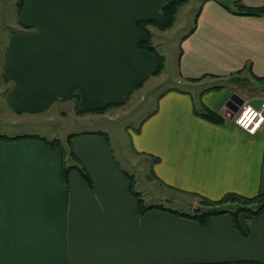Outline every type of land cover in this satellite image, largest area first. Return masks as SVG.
Here are the masks:
<instances>
[{
	"label": "crops",
	"instance_id": "0c3cea01",
	"mask_svg": "<svg viewBox=\"0 0 264 264\" xmlns=\"http://www.w3.org/2000/svg\"><path fill=\"white\" fill-rule=\"evenodd\" d=\"M22 1L23 29L11 32L0 53V105L28 119L58 104L79 112L83 130L47 137L70 140L65 164L83 167L91 184L77 170L64 174L62 152L29 130L0 134V264H264V213L245 219L244 237L229 215L203 226L168 210L181 204L171 187L212 200L264 191V125L249 133L226 115L234 93L255 106L260 97L201 84L240 76L264 90V15L239 14L234 0H205L182 36L178 77L202 87V109L224 117L213 123L196 113L190 91L157 93L165 66L156 73L158 53L139 46L146 33L138 22L165 24L162 7L172 0ZM240 1L264 7V0ZM154 27L147 24L158 35ZM137 92L145 95L132 100ZM153 94L152 111L126 133L131 157L152 165L148 184L158 194L144 201L166 209L140 214L131 174L107 137L113 127L91 126ZM110 105L107 116L97 112Z\"/></svg>",
	"mask_w": 264,
	"mask_h": 264
},
{
	"label": "rangeland",
	"instance_id": "374dc122",
	"mask_svg": "<svg viewBox=\"0 0 264 264\" xmlns=\"http://www.w3.org/2000/svg\"><path fill=\"white\" fill-rule=\"evenodd\" d=\"M204 1L205 0H187L186 3L179 8L176 14L175 21L171 26H167L166 28L161 29L157 25H155V27L158 29H156L158 35H153L151 33L152 46L154 47V50L158 53V55L162 58L163 66H165V74L161 76L158 81V86L162 88L157 91V93H161L162 89L163 91H168L171 88L190 91L194 101L196 102V109L200 112L202 111V107L200 103L199 90L202 87H200L198 84L187 83L184 80L179 79L177 58L180 51V41L182 39V36L188 33L193 27L196 13L198 12L200 6ZM19 2H22V0H0V53H4L6 49L5 42L8 41L11 32H14V30L16 29H23L22 24L19 21V15L21 13V10H23L24 2H22L23 4L21 5V8ZM25 30L26 28H24V31ZM155 42H157V44ZM161 54L164 57H162ZM1 60L2 55L0 54V62ZM232 78L233 77L222 81L211 80L212 82L207 79L201 84H203V87H212L216 85L226 84L227 86H233L238 90V87H240V89L245 88L244 92L246 93L243 94L244 97L250 96L251 94H254V97H264V90L261 89L256 81L252 82V85L250 87L245 81L233 82ZM256 91H258L257 94ZM142 95H145V93L140 95L139 92H137L132 96L131 99L135 100V98H139ZM148 98L151 102L146 101L145 99L146 103L141 105L136 103V101H132L124 105L123 108L120 107L118 109L120 112L118 111L117 117L111 119V121L105 118L102 122L93 124L91 126L93 128L96 127L106 130H109V128L113 127L112 132L109 130L110 134L106 133L108 135L106 136L108 137V139L110 138L116 160L121 167H124L125 170L128 171V174H131L130 176L133 181L134 191L136 193H139L140 198L143 200H145L144 198L153 197L154 195L158 194V188L156 189L155 186L153 188L151 186L152 184H148V179L152 178V165L148 161H139L131 157L133 149L131 148L126 131L128 128L132 130L137 129L142 120H144L148 113L152 111L153 100L155 101L154 104H156V101L158 99L154 94L148 96ZM114 107V105H110L107 108L98 109L97 112L99 114L107 116L108 111H110V109L111 111L114 110ZM65 108L67 107H65L64 104H58L50 112L39 115L38 117H34L33 119H28L27 117H25L28 116L27 114H25V116L14 115L9 110H6V107L2 104L0 105V134L10 135L11 133L9 132L13 133L20 130H25L26 132L27 130H29V133L34 135L36 134V136H44L47 139H53L57 136V138L61 139V137L68 136L72 133L83 130L84 125H82V128H80V125H78L76 121V118H79V112L75 113L73 111V116L72 112ZM63 111H65L66 115L61 113ZM83 119H86V117H83ZM50 130H52L51 133L53 132L55 135H57H54L52 138L47 137L49 136ZM16 134L21 133L18 132L12 135ZM64 144L65 146L67 145V143ZM66 148L69 150V145H67ZM136 182L138 183V185H136ZM145 188H147L148 190ZM170 196L171 194L169 196L167 195V197ZM172 196L176 197L177 195L172 194ZM179 198L181 204L178 206L173 205V207L182 209V211L188 213L194 212V210L198 207L199 200L196 197L179 194L178 199ZM159 202L164 205L166 204L168 206H172L164 203L165 201L163 202L161 199H159Z\"/></svg>",
	"mask_w": 264,
	"mask_h": 264
},
{
	"label": "trees",
	"instance_id": "16d2710c",
	"mask_svg": "<svg viewBox=\"0 0 264 264\" xmlns=\"http://www.w3.org/2000/svg\"><path fill=\"white\" fill-rule=\"evenodd\" d=\"M186 1L187 0H172L166 3L162 7V14L164 15L166 19L165 24L163 25L155 23V21L153 20H147L145 22L144 21L138 22L139 26L146 33L145 41H142L139 43L140 48L146 49V50H152L156 52L151 43V32L147 28V24L157 25L161 29L166 28L167 26H171L175 21L176 14L179 8L183 4H185ZM22 2H19L20 8H21V5L23 4ZM233 5L237 9L236 12L239 14L258 15V16L264 15V7L262 8L246 7L240 0H234ZM158 61H159V66H158V69L156 70V73H159L163 66L162 58L159 55H158ZM196 113L200 114L203 118L213 123H222L224 121V117L222 115L206 107H203L201 112L196 111ZM36 137L40 141H42L46 146H48L50 149H59L62 152V156L64 158L63 159L64 174L72 170H77V172L85 179V181L88 184H91L89 174L86 171H84L83 167L78 166V164H72V165L65 164V157L72 154V151H67V148H66L67 145L70 144V140L68 144L65 146V144L62 143V141L56 138L47 139L44 136H36ZM132 185H133V182H132ZM133 189H134V185L132 186V190ZM171 189H173L174 192H177V193L196 197L199 200V204L197 208L200 209L199 211H194L191 213L184 212L182 211V209H178V208L168 209L171 212L177 215H180V216L189 217L190 219L195 220L196 222H198L199 224L203 226L207 225L210 218L213 216L222 215V214L229 215L233 220L236 230L244 237H247L248 235V230L244 222L245 219L249 216L252 218L259 217L260 215L264 213V191L260 192L259 194L253 197H246L243 195H239L237 193H227L219 200H212V199H209L195 192L180 190V189L173 188V187H171ZM134 195L137 197V204H138V209L140 211V214H145L147 211L154 209V208L166 209L162 205L146 204L145 201L140 198V194L136 193L135 191H134Z\"/></svg>",
	"mask_w": 264,
	"mask_h": 264
},
{
	"label": "built area",
	"instance_id": "2783aa9c",
	"mask_svg": "<svg viewBox=\"0 0 264 264\" xmlns=\"http://www.w3.org/2000/svg\"><path fill=\"white\" fill-rule=\"evenodd\" d=\"M233 119L245 131L256 133L264 125V97L260 98L258 106L250 100H244Z\"/></svg>",
	"mask_w": 264,
	"mask_h": 264
},
{
	"label": "water",
	"instance_id": "95a60500",
	"mask_svg": "<svg viewBox=\"0 0 264 264\" xmlns=\"http://www.w3.org/2000/svg\"><path fill=\"white\" fill-rule=\"evenodd\" d=\"M247 78L246 77H240V76H236L232 78L233 82H239V81H246ZM234 100H236L238 102L237 106H235V108L230 111L228 114H226L230 119H232L235 115V113L238 111L239 107L243 104L244 99L242 97H240L239 95H237L236 93H234L230 100L226 103V106L229 107L230 104L233 102ZM199 208H196L194 211H199Z\"/></svg>",
	"mask_w": 264,
	"mask_h": 264
},
{
	"label": "flooded vegetation",
	"instance_id": "af4514ba",
	"mask_svg": "<svg viewBox=\"0 0 264 264\" xmlns=\"http://www.w3.org/2000/svg\"><path fill=\"white\" fill-rule=\"evenodd\" d=\"M237 104H238V102L234 100V101L230 104V106L228 107V109H229L230 111H232V110L235 108V106H237Z\"/></svg>",
	"mask_w": 264,
	"mask_h": 264
}]
</instances>
